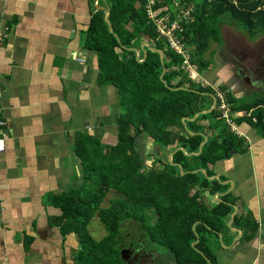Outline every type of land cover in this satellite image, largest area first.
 I'll return each instance as SVG.
<instances>
[{
	"label": "trees",
	"instance_id": "16d2710c",
	"mask_svg": "<svg viewBox=\"0 0 264 264\" xmlns=\"http://www.w3.org/2000/svg\"><path fill=\"white\" fill-rule=\"evenodd\" d=\"M179 1L194 6L193 18L182 23L180 37L190 49L189 63L199 72L213 64V55L208 57L207 52L211 43L223 42L224 17L251 38L264 34V0ZM147 4L148 0H99L83 34V46L97 56L96 83L117 89L120 112L114 143L104 142L99 133H75L73 149L82 164V183L46 197L47 203L61 211L53 224L64 237L74 234L78 239L74 264H126L121 255L125 221L139 224L148 243L172 252L177 264H217L215 251L231 243L234 235L228 222L238 198L227 192L225 177H209L216 175L212 168L216 162L248 148L246 139L223 116L218 90L224 94L233 122L249 123L264 138V91L236 96L225 84L216 88L192 79L183 56L159 36ZM157 7L162 8L161 14L173 16L175 12L172 0H160ZM108 8L112 31L105 21ZM145 41L165 53L164 62L152 50L144 61L137 59L133 48L140 50ZM211 94L217 98L215 108L193 119L212 106ZM239 112L245 114L239 116ZM140 136L156 149L148 168L147 155L138 149ZM205 137L208 140L198 153ZM110 190L121 197L103 207ZM206 193H218L219 198L210 202ZM150 211L155 223H151ZM95 215L107 230L101 239L88 229ZM233 227L243 231L242 240L250 241L258 222L250 210H244L235 214Z\"/></svg>",
	"mask_w": 264,
	"mask_h": 264
},
{
	"label": "crops",
	"instance_id": "0c3cea01",
	"mask_svg": "<svg viewBox=\"0 0 264 264\" xmlns=\"http://www.w3.org/2000/svg\"><path fill=\"white\" fill-rule=\"evenodd\" d=\"M98 2L0 0V30L6 34L0 46V106L6 121V149L0 152V264H74L78 239L64 237L53 224L61 211L46 197L82 183V164L73 149L77 131L116 141L118 91L96 83L97 56L82 41ZM212 69L213 64L205 80L236 94V83L221 76L224 66L214 75ZM234 125L247 150L212 168L233 182L228 184L238 198L237 213L250 210L258 230L252 240H242L243 231L233 222L230 227V218L234 235L215 251L217 264H264V138L247 122ZM218 198L208 197L210 202ZM143 242L145 250L132 264H177L172 252Z\"/></svg>",
	"mask_w": 264,
	"mask_h": 264
},
{
	"label": "rangeland",
	"instance_id": "374dc122",
	"mask_svg": "<svg viewBox=\"0 0 264 264\" xmlns=\"http://www.w3.org/2000/svg\"><path fill=\"white\" fill-rule=\"evenodd\" d=\"M221 31L223 34V42L211 43L207 52L208 57L213 55L211 57L213 60L212 75H214L219 67L224 66V71H222L221 76L226 77L227 82L232 81L236 83V94L239 91H251V93L264 91V34L251 38L247 32L239 28L235 23L230 22L228 17L222 19ZM195 71L199 73L197 74V81H201L206 85L212 84L218 88L219 84H216L217 82L205 80L206 70L199 72L195 68ZM251 93L247 96L251 95ZM137 143L138 149L143 156L147 155L146 166L148 168L153 164V154H156V149L144 136L138 137ZM205 196L208 198L210 195L206 193ZM119 197H121V194L116 190H110L103 200L102 206H108L111 199ZM150 214L153 216L151 223H155L156 217L153 211H150ZM88 229L96 239H101L107 234L105 226L101 223L97 215L90 221ZM121 234H123V247L128 246L132 242L136 243L138 239H143V243H148L145 230L134 221L123 222ZM152 246L170 254L168 250L159 248L153 244Z\"/></svg>",
	"mask_w": 264,
	"mask_h": 264
},
{
	"label": "built area",
	"instance_id": "2783aa9c",
	"mask_svg": "<svg viewBox=\"0 0 264 264\" xmlns=\"http://www.w3.org/2000/svg\"><path fill=\"white\" fill-rule=\"evenodd\" d=\"M159 1L160 0H148V4L146 6L148 17L155 25L159 36L165 39L167 46L183 56V63L187 66L190 73L189 75L195 80L198 76L197 74L199 73L195 71V68L189 63L190 49L186 42L180 37V34L183 31L182 23L193 18L194 6H183L181 1L172 0V5L175 9L172 16L170 12L165 14L160 13L162 8L157 7ZM5 39V32L0 30V46L5 42ZM218 95L221 98L220 108L223 110V116L229 124H231L233 130H237L231 118L229 105L224 99V94L218 90ZM1 97L2 89L0 88V98ZM5 126L6 121L2 115V108L0 106V152H3L6 149V137L4 133Z\"/></svg>",
	"mask_w": 264,
	"mask_h": 264
},
{
	"label": "water",
	"instance_id": "95a60500",
	"mask_svg": "<svg viewBox=\"0 0 264 264\" xmlns=\"http://www.w3.org/2000/svg\"><path fill=\"white\" fill-rule=\"evenodd\" d=\"M109 14H110V10H109V8H108L107 11H106V16H105V21H106L108 24H109ZM109 30L112 31V28H111L110 24H109ZM133 49L137 52V59H138L139 61H144L145 58H146V56H147V51H148V50H152V51L159 52L160 55H161V62H164L165 53H164L162 50H159V49H157V48H155V47H152L148 41H145V42L142 43V45H141V49H140V50H138V49H136V48H133ZM141 51H143V53H144V57H143L142 59L140 58ZM165 71H166V68H165V66H164V69H163V71H162V73H161V75H160V77H161V79L163 80V82H164L163 76H164ZM211 96L213 97V104H212V106H211L209 109L202 110L201 112L196 113L195 116L193 117V119H194L199 113L209 112V111H211L213 108H215V106H216V104H217V98H216V96H215L214 94H211ZM188 119H189V118H187V117L184 118V120H188ZM207 140H208V138L205 137L204 141L201 143L200 150H199L198 153H200L202 146L207 142ZM180 148H181L183 151H185V148H184V147H180ZM198 153H196V154H198ZM172 157H173V152L170 153V155H169V160H172ZM180 169H181V173H185V171L182 169L181 166H180ZM202 170H203V172H205V174H206V170H205V169H202ZM197 171H198V170H193V172H197ZM209 178H210V179L216 178V179H219V180H220V175L216 174V175H214V176H212V177H209ZM222 182H223V183H231V184L233 183L232 181H229V182H228V181H222ZM230 190H231V189L229 188V189L227 190V192H229ZM216 195L218 196L219 194L217 193ZM237 211H238V209H237V207L235 206V210H234V212H233V214H232V216H231V223L229 224L230 227H231V225H232V222L234 221V216H235V214L237 213ZM238 230L240 231V229H238ZM195 243H196V242H193V243H192L193 246H195ZM223 245H224V244H223ZM224 246H225V245H224ZM128 251H129V249H122V250H121V255H122V257H123L126 261H127V259H128V256H129V255H127V254H128Z\"/></svg>",
	"mask_w": 264,
	"mask_h": 264
},
{
	"label": "flooded vegetation",
	"instance_id": "af4514ba",
	"mask_svg": "<svg viewBox=\"0 0 264 264\" xmlns=\"http://www.w3.org/2000/svg\"><path fill=\"white\" fill-rule=\"evenodd\" d=\"M240 73H242V72H240ZM139 248H140V250H138ZM122 249H129L128 254H127L129 256H128L127 261L126 260L125 261H126V264H132L133 261L135 260V257L137 255H141L142 254L143 250H145V247L141 243V239H138L136 241V243L132 242L128 246L122 247ZM138 251H140V252L137 253Z\"/></svg>",
	"mask_w": 264,
	"mask_h": 264
}]
</instances>
